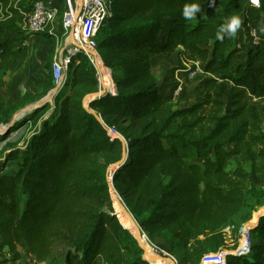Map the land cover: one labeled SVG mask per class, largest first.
Masks as SVG:
<instances>
[{
    "label": "trees",
    "instance_id": "trees-1",
    "mask_svg": "<svg viewBox=\"0 0 264 264\" xmlns=\"http://www.w3.org/2000/svg\"><path fill=\"white\" fill-rule=\"evenodd\" d=\"M38 1L0 0V125L6 127L0 142L8 141L0 161V264H9L7 254L15 263L27 255L50 264H149L135 246L133 226L114 210L108 164L98 162L117 154L120 161L125 145L128 158L114 185L128 211L152 243L164 240L180 255V264H200L225 245L226 227L241 229L262 204L247 181L264 172V34L252 37L254 25L264 22V0L260 8L250 0H112L113 17L95 37L106 63L114 53L123 71L118 87L127 90L117 94L111 85L112 95L90 107L106 125H128L118 128L126 144L82 106L80 87L98 84L87 58L72 64L50 116L45 104L10 124L19 105L41 90L8 106L3 100L7 76L30 60L19 27ZM193 2L201 12L186 20L183 7ZM233 15L242 20L237 35L218 40V28ZM179 48L207 77L202 102L173 110L150 68L153 57ZM54 53L46 62L53 83ZM250 236L251 250L228 255L225 264H264V218Z\"/></svg>",
    "mask_w": 264,
    "mask_h": 264
},
{
    "label": "rangeland",
    "instance_id": "rangeland-1",
    "mask_svg": "<svg viewBox=\"0 0 264 264\" xmlns=\"http://www.w3.org/2000/svg\"><path fill=\"white\" fill-rule=\"evenodd\" d=\"M57 3H59V13H58V22H61V17L66 12L68 8V0H56ZM73 7L77 6V3L80 0H69ZM30 15H27L26 18L24 17L25 21L22 25H20L19 30L22 32V37L25 38L24 46H27L30 50V52L33 53V59L29 66H37L39 68V71H45L44 76L45 79L38 80L37 84H28L23 83L20 78L14 77L15 74L7 76V81L14 83L13 87L14 91L13 94L11 93V90L8 89L6 92L3 93V100L5 105H11L12 103L16 102L21 96H25L26 93L31 92L33 88H39L40 92L39 94L34 97V101H32L30 104H20L19 108L13 113L12 119L10 120L12 124L16 120H19L20 118L24 117L26 114H30L37 108L41 107L42 105L49 104L50 109L48 112H45L46 117L50 116L49 112H53L55 109V98L54 90H55V83L49 81V71L46 68V62L50 56L51 53V46L50 48H47L46 50L41 51V46L38 47V45L30 41V37L35 34H32L27 26L26 23L29 19ZM5 20V19H4ZM170 20H165V26L168 29L170 27L169 25ZM60 27V25H59ZM46 33V32H45ZM48 33V32H47ZM46 33V34H47ZM56 35H51V37L55 38L54 45L55 48L57 46V43L61 44L62 39H65L64 32L62 31L61 27L55 31ZM44 34V33H42ZM264 34V22H260L258 25H255L254 32H253V39H258L261 35ZM36 36V35H35ZM39 36V34H37ZM45 39H49L50 36L46 35ZM161 38H159L158 42H161ZM26 42V43H25ZM90 43H92L96 48L99 49V44L96 40V37L90 39ZM34 44V45H33ZM97 49V50H98ZM104 53V52H103ZM106 54V53H105ZM38 56V57H37ZM40 56V57H39ZM42 56V57H41ZM111 60L109 62L114 63L113 66H109V62L106 63L104 60V67L103 68H96V76H97V86L95 87H88V86H81L80 90L78 92L79 98L81 100L82 106L84 109L90 111L93 113L99 121L104 126L105 130L115 137H117L120 141H122L124 144H126V137L123 135L121 131H119L118 128H121L125 130V128L128 127V125H125L124 123H120L119 125L113 124V125H106L101 116L98 114V111L92 110L90 107V104L92 102H96L99 100V98L109 94L112 95L111 91V85H115L117 88V94L121 92H126V88H119L118 87V81L123 78V71L119 64H117L116 59L114 58V53H111ZM35 63V64H34ZM37 63L39 65H37ZM105 68V70H103ZM99 69V70H98ZM105 71V73L103 72ZM150 73L154 78V81L157 83V86L162 94H167L171 96L170 103L173 107V110H181L185 108H189L193 106L194 104L198 102H202L204 100V93L202 89V82L207 77L206 74L203 72L202 67L200 63L193 62L192 60H188L187 57L184 55L183 50L181 48L177 50H173L167 54H161L158 56H155L151 59V68ZM68 87V86H67ZM70 88V86H69ZM68 90V89H67ZM63 90L62 92H64ZM66 92V91H65ZM54 96V97H53ZM49 98V99H48ZM94 99V100H93ZM32 109V110H31ZM30 110V111H29ZM23 114L21 117L20 115ZM141 129H137L133 135L140 134ZM264 130V125H263ZM6 132L5 125H0V134H4ZM13 138L16 137V134L12 135ZM12 139V137H10ZM6 142H0V161H2L3 152L4 155L8 153L6 149ZM20 148V146H18ZM22 147V146H21ZM229 148H232L229 146ZM120 156V155H119ZM118 158V154L115 156H106L103 155L99 158V164H108L107 171H106V178L107 182L110 187V194L111 199L113 202L114 210H116V213L120 211L131 223L134 230L132 231L130 228L129 231L132 234L133 241L135 243V246L141 250V256L142 258L147 261L149 264H155L154 262H151V260L147 257V253L145 251V248L147 250H151L150 252L154 255L161 256L164 258L165 261H162L161 264H171L169 261V258L164 257L165 254H170L174 256L178 261H180V255L175 254L171 251L170 247L164 240H156L154 243H147L146 239L143 237V243L139 240V237L137 235L136 226L134 223L130 220V212L127 209V206L125 204L124 198H122L119 193L117 192L115 185H114V179L118 174L119 168L126 162L128 158V149L127 146L122 147L121 152V160H116ZM237 163L233 162L230 169H233L236 167ZM242 167L247 171L251 172L250 165L248 163H245L241 161ZM247 188L248 192L251 194V197L253 198L255 195H253V192H257L260 197L262 204L260 206L254 207V209L251 212V219L246 223L242 225V228L238 230L237 227H226L223 230V233L225 235V245L216 253H213L215 255L214 258L216 260L215 264H225V261H227L228 255H236L245 253V251L250 249L249 244L247 243L245 236H242V233L244 231H251L253 228H257L261 225V220L264 218V172L259 175H251L250 178L247 181ZM255 200L250 202V204H253ZM246 214V213H244ZM243 214V215H244ZM240 223V221L238 220ZM141 231V229L139 228ZM236 230V231H235ZM142 234V233H141ZM253 239V238H251ZM22 254L24 253L21 249L19 250ZM58 253H60V249L57 250ZM56 257V256H55ZM6 258L9 259V264H50L52 263L51 259L46 260L45 262H40L36 259L35 256H27L23 255L21 260L18 262H13L11 255H6ZM57 258V257H56ZM5 260V259H3Z\"/></svg>",
    "mask_w": 264,
    "mask_h": 264
},
{
    "label": "built area",
    "instance_id": "built-area-1",
    "mask_svg": "<svg viewBox=\"0 0 264 264\" xmlns=\"http://www.w3.org/2000/svg\"><path fill=\"white\" fill-rule=\"evenodd\" d=\"M58 13L59 3L56 0H39L26 23L28 30L35 35L55 32L60 25L64 37L66 36L65 39H62L61 44L57 43L54 53L52 75L55 80V96L65 89L72 64H80L82 58H87L95 67H104V61L97 48L90 43V39L96 36L108 18L113 17L112 0H80L75 7L68 0V8L61 17L60 23L58 22V20L60 21ZM141 233L147 243H151L147 234L142 230ZM242 236H245L251 250L250 232L244 231ZM213 255L215 254L206 255L200 264H215L216 260ZM163 256L171 259L174 264H180L170 254Z\"/></svg>",
    "mask_w": 264,
    "mask_h": 264
},
{
    "label": "clouds",
    "instance_id": "clouds-1",
    "mask_svg": "<svg viewBox=\"0 0 264 264\" xmlns=\"http://www.w3.org/2000/svg\"><path fill=\"white\" fill-rule=\"evenodd\" d=\"M252 6L259 8L261 0H250ZM201 12V5L199 3H186L183 7V17L186 20H193L197 17V13ZM242 20L239 15L231 16L227 22L221 25L216 33V38L223 41L225 37L232 38L237 35L238 29L241 27Z\"/></svg>",
    "mask_w": 264,
    "mask_h": 264
},
{
    "label": "crops",
    "instance_id": "crops-1",
    "mask_svg": "<svg viewBox=\"0 0 264 264\" xmlns=\"http://www.w3.org/2000/svg\"><path fill=\"white\" fill-rule=\"evenodd\" d=\"M45 1H48V0H45ZM259 23H256L255 25H258ZM255 25H254V27H255ZM59 28L60 27H57V29H59ZM48 33H50L51 35H56L55 32H52V33L51 32H48ZM29 39L34 44L36 43L38 45V47L41 46L40 47L41 48V51L42 50H46L47 48H50L51 41L52 40H55V38L46 40L43 37H41L40 35L39 36H37V35L36 36L35 35L33 36L32 35ZM32 59H33V53L31 52V57H30V60H29V62L27 64V66L22 71H20L19 73H16L13 78H15V76L18 77V78H20L21 81L24 84L25 83H28V84H30V83L37 84V79L40 80V81H41L42 78L45 79V76H44V72L45 71H41V70L39 71V68H37V66H35V65L34 66H32V65L29 66V64L31 63ZM37 65H39V64L37 63ZM12 82H13V80L11 82H9V80L7 81V85L3 89V93L6 92L8 89H10L11 90V93L13 94V91H14V88L15 87H13L14 83H12Z\"/></svg>",
    "mask_w": 264,
    "mask_h": 264
},
{
    "label": "bare ground",
    "instance_id": "bare-ground-1",
    "mask_svg": "<svg viewBox=\"0 0 264 264\" xmlns=\"http://www.w3.org/2000/svg\"><path fill=\"white\" fill-rule=\"evenodd\" d=\"M105 70V69H104ZM104 73H105V71H104ZM54 97V96H53ZM49 99V98H48ZM94 100V99H93ZM32 110V109H31ZM30 111V110H29ZM23 114H21L20 115V117L22 116ZM130 220H131V218H130ZM132 221V220H131ZM133 222V221H132ZM134 223V225L136 226V230H137V232H138V229H137V225L135 224V222H133ZM137 235H138V237H139V240L142 242V244H143V247H145L144 246V243H143V237H142V235L141 234H139V233H137ZM145 251H146V253H147V257L151 260V262H154L155 264H161L162 263V261H165L164 260V258H162L161 256H157V255H154L153 253H151L150 251L151 250H147L146 248H145ZM169 261H170V263L171 264H174L173 263V261L171 260V259H169Z\"/></svg>",
    "mask_w": 264,
    "mask_h": 264
},
{
    "label": "water",
    "instance_id": "water-1",
    "mask_svg": "<svg viewBox=\"0 0 264 264\" xmlns=\"http://www.w3.org/2000/svg\"><path fill=\"white\" fill-rule=\"evenodd\" d=\"M130 218L133 222H135V224L137 225V229H138V233L141 234V231L139 230L140 226L139 224L137 223V221L135 220V218L130 214ZM141 229V228H140Z\"/></svg>",
    "mask_w": 264,
    "mask_h": 264
}]
</instances>
